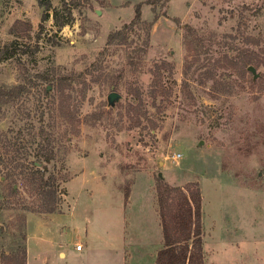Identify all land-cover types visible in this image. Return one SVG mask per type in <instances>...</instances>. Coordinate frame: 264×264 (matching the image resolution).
Here are the masks:
<instances>
[{"label": "rangeland", "instance_id": "1", "mask_svg": "<svg viewBox=\"0 0 264 264\" xmlns=\"http://www.w3.org/2000/svg\"><path fill=\"white\" fill-rule=\"evenodd\" d=\"M66 1L75 7L59 25L62 0H50L46 19L40 0H0V52L14 41L0 86H28L0 106V130L21 128L33 160L45 111L44 138L51 124L57 149L47 168L63 175L65 190L55 212L8 197L0 264L21 243L28 264H154L159 179L199 184L205 264H264V0ZM137 4L146 21L159 14L150 32L138 24L108 45ZM66 16L62 8L59 21ZM43 73L79 82L64 84L59 99ZM112 90L121 95L114 104ZM6 192L0 182V201Z\"/></svg>", "mask_w": 264, "mask_h": 264}, {"label": "trees", "instance_id": "2", "mask_svg": "<svg viewBox=\"0 0 264 264\" xmlns=\"http://www.w3.org/2000/svg\"><path fill=\"white\" fill-rule=\"evenodd\" d=\"M74 1V0H73ZM41 5L45 8L43 18L46 19L52 5L50 0H40ZM153 4V2H151ZM72 7L66 0H62V8L68 12L66 19L59 21L62 8L54 9V17L59 25L67 24L72 16ZM159 14H155L154 19L146 21L142 18L141 5L137 4L135 8V16L131 22L125 23L120 29L112 31L108 35L107 44L124 43L128 38V33L136 25H143L150 32L153 23L158 19ZM149 40V38H148ZM147 43V41H146ZM14 41L3 46L0 52V60L8 58L11 54L9 47ZM259 62V60H256ZM244 65L252 62V59L243 61ZM129 63L135 69L137 61L134 56L129 57ZM158 74V73H157ZM39 77L43 80L54 81V87L58 93V98L63 96V85L71 86L79 82L77 78L69 75H61L51 77L49 74L43 73ZM28 86L25 82H21L12 87L0 86V106H6L14 103L21 98ZM48 93V87L43 88ZM140 97V96H138ZM54 99V98H53ZM142 99V98H140ZM45 114L42 110L39 121H41L40 132L33 135L41 136L38 144V150L31 155L33 160H29L24 144V136H22L21 128L18 133H9L0 130V182L7 187L6 200L0 201V207L13 205L12 200L8 197H16V202L27 204V209H35L40 212H55L58 208L62 193L65 191L61 185L63 175L60 172L50 171L47 163L55 159L57 149L53 131L51 126L50 135L44 138L45 132ZM54 133V134H53ZM25 150L27 159L22 162V150ZM3 165V167H1ZM161 178V177H160ZM20 187H26L34 200L29 203L25 202V196L20 192ZM156 204L159 221L162 229L163 246L156 255V264H205V255L203 249V211H202V192L197 182H189L186 186H175L159 179L156 186ZM126 199L130 190L127 189ZM5 224L0 229L5 231ZM4 264H27V247L25 243H21L12 249L11 252L1 253Z\"/></svg>", "mask_w": 264, "mask_h": 264}, {"label": "water", "instance_id": "3", "mask_svg": "<svg viewBox=\"0 0 264 264\" xmlns=\"http://www.w3.org/2000/svg\"><path fill=\"white\" fill-rule=\"evenodd\" d=\"M248 68H249V70H251L252 72H254L255 77L258 76V73L256 72V69H255L254 66L250 65ZM120 97H121L120 93H118V92L112 90V91L110 92V94H109V102H110L111 104H114L117 100L120 99ZM159 175L162 177V173H161V172L159 173Z\"/></svg>", "mask_w": 264, "mask_h": 264}, {"label": "crops", "instance_id": "4", "mask_svg": "<svg viewBox=\"0 0 264 264\" xmlns=\"http://www.w3.org/2000/svg\"><path fill=\"white\" fill-rule=\"evenodd\" d=\"M162 230V229H161ZM83 247V246H82ZM82 249V248H81ZM158 250H156V252H157ZM155 255H156V253H155ZM27 264H28V248H27ZM154 264H156V256H155V258H154Z\"/></svg>", "mask_w": 264, "mask_h": 264}, {"label": "built area", "instance_id": "5", "mask_svg": "<svg viewBox=\"0 0 264 264\" xmlns=\"http://www.w3.org/2000/svg\"><path fill=\"white\" fill-rule=\"evenodd\" d=\"M179 155H180V154H179ZM179 155H178V156H179ZM76 248H77V249H81V248H82V244H81V243H78V244L76 245Z\"/></svg>", "mask_w": 264, "mask_h": 264}]
</instances>
